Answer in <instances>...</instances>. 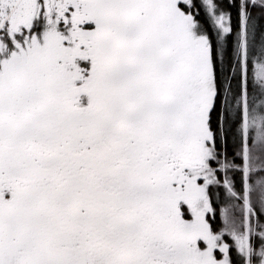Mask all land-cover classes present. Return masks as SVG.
<instances>
[{
	"label": "snow or ice",
	"instance_id": "obj_1",
	"mask_svg": "<svg viewBox=\"0 0 264 264\" xmlns=\"http://www.w3.org/2000/svg\"><path fill=\"white\" fill-rule=\"evenodd\" d=\"M0 264H264V0H0Z\"/></svg>",
	"mask_w": 264,
	"mask_h": 264
}]
</instances>
